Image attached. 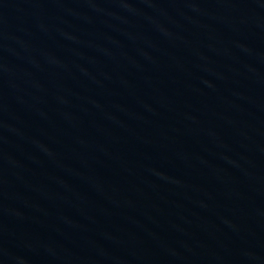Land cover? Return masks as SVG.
Segmentation results:
<instances>
[{
  "label": "water",
  "instance_id": "obj_1",
  "mask_svg": "<svg viewBox=\"0 0 264 264\" xmlns=\"http://www.w3.org/2000/svg\"><path fill=\"white\" fill-rule=\"evenodd\" d=\"M0 264H264V0H0Z\"/></svg>",
  "mask_w": 264,
  "mask_h": 264
}]
</instances>
